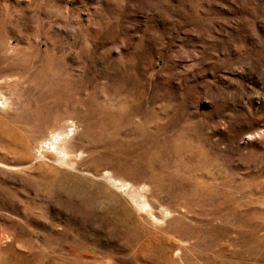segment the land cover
<instances>
[{
    "label": "rangeland",
    "instance_id": "1",
    "mask_svg": "<svg viewBox=\"0 0 264 264\" xmlns=\"http://www.w3.org/2000/svg\"><path fill=\"white\" fill-rule=\"evenodd\" d=\"M0 264H264V0H0Z\"/></svg>",
    "mask_w": 264,
    "mask_h": 264
}]
</instances>
